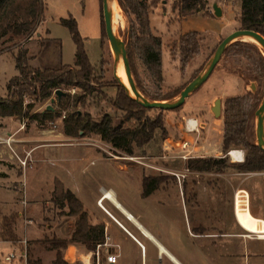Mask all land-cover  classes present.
I'll list each match as a JSON object with an SVG mask.
<instances>
[{"label":"rangeland","instance_id":"obj_1","mask_svg":"<svg viewBox=\"0 0 264 264\" xmlns=\"http://www.w3.org/2000/svg\"><path fill=\"white\" fill-rule=\"evenodd\" d=\"M114 1L120 19L117 23L113 22L114 13L110 8L111 22L116 36L126 46L129 33L133 28H138L139 21L125 6H120L117 0ZM43 2L44 10L41 19L37 22L35 32L27 38L14 37L10 40L8 35L0 39V97L6 96L7 81L18 73L15 68L14 54L21 47L28 51L31 68L41 67L44 63L56 64L58 48L61 51V62L73 64L75 44L67 27L59 22L60 18H66L69 14L77 22L84 49L90 63L96 67L98 79L91 82L95 90L85 95L83 104L76 99L84 92L76 87L68 90L70 95L62 102L58 101V95L55 92L45 100L35 99L34 96L27 97L26 103L33 104L32 112H41L47 107L53 108L56 116L45 126H39L35 121L27 118L21 121L15 117H0V171L4 170L9 174V177L5 178L0 173V186L9 183V188H12L9 191H0V211L6 213L3 216L18 214L17 210L22 212V216L17 215L18 220L14 223L16 226H13L17 240L8 241L11 244L0 242L1 264H24L27 257L47 261L54 257V251L46 249L48 242L52 238L69 237L68 226L63 223L58 224V219L65 210L52 202L50 192L53 186L51 178L56 173L59 160L68 156L71 158L79 156L83 159L87 171L89 169L96 171L104 161L107 162V170L111 171L110 184L114 188L129 187L128 192L130 195L133 193L132 196L138 188L141 176L170 177L168 182L163 183L158 190L144 198L145 201L143 200L141 206L139 205L141 210L137 219L150 231L153 232L152 228L161 229L167 236L171 235L172 229L176 228L183 234H187L188 228L184 220L179 194L182 191L188 208L192 206L195 209L204 210L205 216L208 213H214L211 221L219 217L221 222H227L233 214L241 226L242 237H257V239L246 240L253 242L256 251L264 255V220L255 217L246 206L247 193V198L249 197L254 206L264 209V186L259 184L260 186L257 187L255 184L256 178L264 177V169L240 171L238 165L243 159L241 162H236L227 153L232 149H239L242 150L244 158L245 150L242 147L231 146L227 153L216 149L219 146V138L222 137V110L225 99L229 96L251 92L258 93L261 98L263 96L264 76L255 77L256 55L253 51L246 50L249 57H239L233 51L222 54L209 79L199 87L200 89L195 90L197 93L187 97L179 109L164 111L167 138L182 136L183 117L197 116L206 123L204 128L200 129L199 140L192 153V158L225 156L226 167L221 170L191 171L186 167V160L162 157L163 140H161L159 131H156L153 139L143 148L134 147L131 155L116 151L94 134L79 137H69L63 134V116L72 110H77L79 113L89 112L96 119L104 113L113 115L116 120L123 117L124 113L115 110L111 105V99L115 96L120 84L116 76L121 81L118 72L122 62L115 63L114 54L104 35L101 0H43ZM174 2L176 0H157L148 4L152 32L160 37L162 43L165 75L162 73L161 84H156L137 55H134L131 64L129 62L133 80L138 81L149 93L157 92L160 96L171 93L175 89L180 92L193 77L205 69L221 39L240 27V0H205L204 9L185 16V18L189 17L185 20L179 13V9L173 8ZM176 3L179 7V2ZM214 5L220 9L219 15H215ZM189 28L192 30L187 32H197L198 53L184 62L179 43V37L184 33H179ZM40 38L54 40L47 42L50 46L43 54L39 53ZM47 43H45L46 47ZM254 43L264 53L260 45ZM126 92L133 96L128 89ZM178 94L167 100L175 99ZM218 99L220 100V114L215 115L211 106ZM147 114L153 117L156 112L151 110ZM124 124L127 126L134 122ZM255 128L256 118L254 116L249 127L250 139L254 141H256ZM207 143L211 144V148L203 147ZM90 159L94 161L93 165H90ZM86 175L90 177L94 174ZM92 178L94 181L90 182L93 184L96 179ZM238 185L241 186L239 191L237 190ZM33 202L38 204V208H41V205L43 207L42 211L39 209L37 217L29 212L30 205L28 204ZM164 215L165 218H163ZM1 218L2 216L0 223ZM29 224H34V228H38L36 235H25V226ZM118 236L119 245L127 256L123 264H139V261L137 262L139 252L135 244L125 239L123 232H119ZM139 239L146 244L144 239L141 237ZM0 241L3 240L0 239ZM80 249L81 252L87 251L83 246H80ZM12 250L16 253L20 250L25 256L20 259L17 257L12 263L3 262L4 255ZM61 251L64 254L65 248ZM106 254V250L100 248L99 264H106ZM75 258L74 262H68V264H82L77 260V256ZM131 259L134 261L130 262ZM95 260L96 255H91L90 264H96ZM116 264L122 263L118 260Z\"/></svg>","mask_w":264,"mask_h":264},{"label":"trees","instance_id":"obj_2","mask_svg":"<svg viewBox=\"0 0 264 264\" xmlns=\"http://www.w3.org/2000/svg\"><path fill=\"white\" fill-rule=\"evenodd\" d=\"M120 6H125L139 21L138 28H133L129 33L126 44L128 60L131 64L134 55L141 60L151 77L160 85L162 77V43L158 35L152 32L149 19V5L157 0H117ZM179 2V7L178 3ZM174 9L184 17L204 9L205 0H176ZM149 4V5H148ZM44 10L43 0H0V39L9 35L27 38L35 32L37 22L41 19ZM102 11V0H101ZM103 16V15H102ZM61 25L67 27L72 41L75 44L73 64L61 62V51L57 50L56 64H43L41 67L31 68L30 56L26 48H19L14 54L17 74L6 83V96L0 97V117H15L19 120L25 118L33 120L39 126H45L55 116L53 108L47 107L41 112H32L33 104L26 103L27 97L45 100L51 97L56 90H64L58 96L62 102L69 96L68 90L72 87L80 88L84 94L78 95V102L85 103V95L94 92L91 82L98 79L96 67L93 66L84 49L82 37L77 28V22L72 15L60 18ZM104 23V20H103ZM239 28L252 29L264 36V0H240ZM105 34V28L103 26ZM197 32L189 31L179 37L180 51L183 61L187 62L198 53ZM48 38H40V54L47 51L50 43ZM47 43V47L45 46ZM252 50L256 55L254 64L255 77L264 76V53L251 41L237 40L229 44L224 53L231 52L239 57H249L246 50ZM42 51V53H41ZM223 53V54H224ZM102 63V60H101ZM254 77V78H255ZM194 78V77H193ZM141 94L151 101L167 100L175 97L179 90L160 96L159 93H149L138 81H134ZM261 96L256 92L242 95L229 96L223 104V130L221 150L225 153L231 146H239L245 150V157L238 169L240 171H259L264 169V150L256 141L250 139L249 127L254 118L255 110L260 104ZM76 103V101H75ZM112 107L124 113L119 120L104 113L100 118H94L89 112L79 113L77 110L67 112L62 119L63 134L69 137L94 134L99 139L109 144L113 149L131 155L134 147L143 148L154 137L156 131L160 132L161 140L167 137V128L164 111L156 108H147L126 92L123 85H118L115 96L111 99ZM182 106V105H181ZM178 108L171 110L175 111ZM155 111L153 117L148 116V111ZM133 121L132 125L124 123ZM143 151V150H142ZM186 167L191 171L203 172L221 170L226 167L225 156L221 158L197 157L186 161ZM168 176H143L141 180V195L147 197L159 189L163 183L168 182ZM51 200L59 208L67 207V213L75 217L74 227L68 238H52L46 249L54 251V258L48 264H68L63 258L62 249L71 242H80L86 250H94L97 243L104 240L103 224H90L88 214L84 210L79 198L58 179L53 181ZM18 214L12 213L2 216L0 223V239L15 242L16 232L13 228ZM25 264H45L40 258L27 257Z\"/></svg>","mask_w":264,"mask_h":264},{"label":"crops","instance_id":"obj_3","mask_svg":"<svg viewBox=\"0 0 264 264\" xmlns=\"http://www.w3.org/2000/svg\"><path fill=\"white\" fill-rule=\"evenodd\" d=\"M188 18L189 17L185 18L184 16L183 20ZM188 30L192 29H184L179 34L185 33ZM193 30L205 31L203 29ZM162 73L165 75L163 72V57ZM195 93L197 92L194 91L188 97L194 95ZM187 117L196 118L200 129L204 128L206 123L202 122L203 120L197 116L183 117V121ZM182 130H184V122L182 123ZM181 134H183V131ZM221 143L222 137L219 138V146L216 148L218 151L221 150ZM203 147L209 149L211 148V144L207 143ZM83 161L84 160L80 159L79 156L73 158L68 156L60 159L59 166L55 170L56 173H54L51 178V182H53L54 179H58L63 183L65 188L71 190L79 198L84 210L88 214V221L90 224H103L104 238L107 244L102 245V248L107 250L106 247L109 246L108 250L117 255L116 262L119 260L123 264L125 258H127V256H125L126 253L123 252L121 246L119 245L118 234L119 232H123L125 239H129L135 244L136 249L139 252V257L137 258V262L139 261V264H264V255L258 253L253 242L249 241L251 239H257V237L243 238L241 226L237 223L233 214H231V219L228 218L229 221L227 222H221L219 217H216L214 221H211V216L214 215L213 212L211 214L208 213V215L205 216L203 212L204 210H200L199 208L195 209L192 206L188 208L184 202V194L180 191L179 194L181 196L184 211L183 216L188 228L187 234H183L182 231L176 230V228L172 229V234L167 236L163 234L161 229L152 228V232L137 219L140 215L139 212L141 210V202L143 200L145 201L144 198H146L141 195L142 176L139 178L138 188L135 190L134 196H132L133 193L130 195L128 192L130 189L129 187L125 186V188H114L112 184H110L111 181L109 180L111 179V171L107 170V162L103 160V164L100 165L96 171H91L90 169L87 171V167L84 166ZM234 161L241 162L242 160ZM93 162L94 161L90 159V165H93ZM0 173L5 178L9 177V174L4 170L0 171ZM89 173L94 175L90 176L91 178L87 177V175L85 176V174ZM92 177H95L96 179L93 184L90 182L93 180ZM258 179L259 178H256L255 180V184H257L256 186L259 187V184L264 186V177H261L259 180ZM11 189L12 188H9V183L0 186V191H9ZM51 189L53 190V186ZM237 190H241V186L238 185ZM107 191L112 193L114 200L106 196L100 199L102 194ZM137 199L139 201L136 202L135 200ZM28 205H30L29 212L36 217L38 216L37 213L39 209L41 211L43 210L42 205L41 208H38L39 206L36 202ZM246 206L255 217L264 220V209L254 206L249 197L247 198V193ZM63 209L67 212L66 206ZM17 212L19 216H22L21 211L17 210ZM125 212H130L133 215L132 219L135 222L132 219L127 220L124 217ZM4 214L6 213L0 211V217ZM60 217L61 218L58 219V224H66L69 228V233H71L74 227L75 217L70 216L67 213L62 214ZM165 217L166 216L164 215L163 218ZM17 220L18 217L16 221ZM116 221H119L125 228H127L132 236L125 232ZM13 226H16V224ZM25 227V235L27 236L36 235L38 233V228H34V224H29ZM67 234L68 233H66V235ZM139 237L144 239L146 244H144ZM0 242L11 244L8 241ZM138 242L143 245V248ZM79 245L83 246L80 242H71L66 246L63 258L67 261V263L74 262V260H76L75 256H77V260L79 262L81 258H84V255L88 252V250L81 252ZM53 258L48 259L47 261H42L43 263L48 264ZM132 261L134 260L131 259L130 262ZM116 262L114 264H116Z\"/></svg>","mask_w":264,"mask_h":264},{"label":"water","instance_id":"obj_4","mask_svg":"<svg viewBox=\"0 0 264 264\" xmlns=\"http://www.w3.org/2000/svg\"><path fill=\"white\" fill-rule=\"evenodd\" d=\"M108 0H102V15L104 20V28L105 34L108 39L109 45L111 50L114 54L115 61L121 56L125 65L126 75L128 78V82L132 89L133 98L141 103L143 106L147 108H156L160 110H174L179 106L183 105L185 99L197 90L211 75L215 66L217 65L218 61L220 60L222 54L224 53L226 47L234 41L237 40H245L244 37L252 38L256 43H258L261 49L264 52V36L260 33L252 30V29H245V28H238L227 34L224 38L216 46L211 58L209 59L205 69L192 78L179 92L178 96L173 100H162V101H151L145 98L141 92L137 89L134 80L132 78L131 69L129 60L127 57L126 46L125 43L119 39L116 34L112 31V23H111V12L108 8ZM215 15H219L220 9L214 5L213 6ZM117 80L121 85L125 88L126 86L118 79ZM127 90V88H126ZM55 93L60 96L63 92L58 89ZM212 111L215 115L220 114V100H216L214 105L212 106ZM256 118V128H255V137H256V144L264 150V93L261 98L260 104L258 105L257 109L254 112Z\"/></svg>","mask_w":264,"mask_h":264},{"label":"built area","instance_id":"obj_5","mask_svg":"<svg viewBox=\"0 0 264 264\" xmlns=\"http://www.w3.org/2000/svg\"><path fill=\"white\" fill-rule=\"evenodd\" d=\"M200 136V126L198 125L197 119L193 117H187L184 119V130L182 136L179 138L173 137H166L161 145L163 155L162 157H175L180 158L181 160H188L193 157L192 153L196 149L198 140ZM106 194H102L100 199H102ZM100 205V204H99ZM101 206V205H100ZM102 207V206H101ZM103 208V207H102ZM124 217L127 220H131L133 215L130 212H125ZM117 224L128 234L131 233L125 228L119 221H116ZM132 236V235H131ZM139 245L143 248V245L138 242ZM105 238L103 242L96 244V249L90 250L85 253L84 258H81L80 262L82 264H90L91 262V255H96V264H99V252L100 248L102 249V245H106ZM109 246L106 247V263L114 264L116 262L117 255L113 254L108 250ZM24 252L18 250L16 253L14 250L10 251L9 253L5 254L3 257V262L5 263H12L17 257H24ZM1 264V260H0Z\"/></svg>","mask_w":264,"mask_h":264},{"label":"bare ground","instance_id":"obj_6","mask_svg":"<svg viewBox=\"0 0 264 264\" xmlns=\"http://www.w3.org/2000/svg\"><path fill=\"white\" fill-rule=\"evenodd\" d=\"M107 3H108V8L110 9H112V11H113V13H114V15H113V22L114 23H117L118 21H119V19H120V15H119V11L117 12V10H116V5H115V1L114 0H108L107 1ZM112 23V22H111ZM112 31L114 32V34H115V30H114V27H113V25H112ZM244 39L246 40V39H248V40H250V41H254L252 38H250V37H244ZM255 42V41H254ZM122 60V61H121ZM122 62L120 65H121V67H120V71L118 72V76H120V79H121V82L126 86V88L129 90V92L131 93V94H133L132 93V89H131V87H130V84H129V82H128V78H127V75H126V70H125V65H124V62H123V59H122V57L120 56L119 58H118V60H116L115 61V63L117 64L118 62ZM263 132H264V127H263ZM228 155L233 159V160H242V157H243V152L241 151V150H239V149H232V150H230L229 152H228ZM106 197H109L110 199H112V200H114V197H113V195H112V193L110 192V191H107L106 193ZM133 220V219H132ZM134 221V220H133ZM135 222V221H134Z\"/></svg>","mask_w":264,"mask_h":264}]
</instances>
